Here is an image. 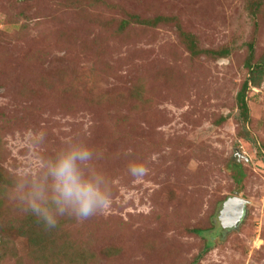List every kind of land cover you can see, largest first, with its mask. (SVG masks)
Returning <instances> with one entry per match:
<instances>
[{
  "label": "rangeland",
  "instance_id": "obj_1",
  "mask_svg": "<svg viewBox=\"0 0 264 264\" xmlns=\"http://www.w3.org/2000/svg\"><path fill=\"white\" fill-rule=\"evenodd\" d=\"M96 1L0 0V187L80 137L112 191L103 212L47 229L2 190L0 264H264V77L248 122L238 103L250 45L264 60V0ZM131 15L167 21L121 33ZM184 34L231 55L192 58ZM233 197L246 217L226 231Z\"/></svg>",
  "mask_w": 264,
  "mask_h": 264
},
{
  "label": "clouds",
  "instance_id": "obj_2",
  "mask_svg": "<svg viewBox=\"0 0 264 264\" xmlns=\"http://www.w3.org/2000/svg\"><path fill=\"white\" fill-rule=\"evenodd\" d=\"M46 141L42 130L28 133V143L40 148ZM100 153L83 138L72 137L51 153H41L34 168L13 174L8 199L47 229H55L62 218L86 220L107 209L112 201L111 181L95 161ZM133 177L147 169L132 163Z\"/></svg>",
  "mask_w": 264,
  "mask_h": 264
},
{
  "label": "trees",
  "instance_id": "obj_3",
  "mask_svg": "<svg viewBox=\"0 0 264 264\" xmlns=\"http://www.w3.org/2000/svg\"><path fill=\"white\" fill-rule=\"evenodd\" d=\"M101 3H102L101 0H97L95 3L96 5L93 7L94 8L99 7ZM112 5H108L107 8H110L112 10L111 7ZM103 21L104 20H102V23ZM163 21H167V20L164 18H157L154 20H144L138 16L131 15L130 18H128L127 20H123L120 23L119 31L121 33H125L127 29L132 25H138L149 28L157 27L159 24L163 23ZM183 37H185L184 44L186 45L192 58H198L202 55H212V57H215L216 59H225L231 55V51H229L228 49L212 51V52L201 50L193 37L187 36L185 34L183 35ZM255 57H256L255 48L252 44L250 45V56L246 61V67L249 70L250 76L247 82L244 84L242 91L238 95V103L242 111V116L244 120H246V122L250 120L248 92L250 91L251 87L254 88L260 87L261 81L264 77V60L254 63ZM136 95L138 96V99L140 98L142 100V96H144L143 90L142 91L137 90ZM3 187L4 184H2V186L0 187V193H2ZM7 192H8V186H6L3 190L4 194H6ZM35 226L36 225H31V229L29 226L28 230L26 231V233H24V235L29 238L32 246H34L37 249H41L43 246H46V244L48 243L47 234L43 229H37ZM198 233L200 232L198 231ZM210 247L212 248L213 246L211 245Z\"/></svg>",
  "mask_w": 264,
  "mask_h": 264
},
{
  "label": "water",
  "instance_id": "obj_4",
  "mask_svg": "<svg viewBox=\"0 0 264 264\" xmlns=\"http://www.w3.org/2000/svg\"><path fill=\"white\" fill-rule=\"evenodd\" d=\"M248 201L233 197L230 198L224 205L220 214V222L224 230H236L246 217Z\"/></svg>",
  "mask_w": 264,
  "mask_h": 264
}]
</instances>
